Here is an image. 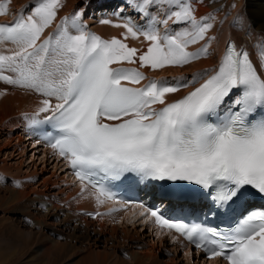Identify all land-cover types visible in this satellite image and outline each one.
<instances>
[{
	"label": "snow or ice",
	"instance_id": "obj_1",
	"mask_svg": "<svg viewBox=\"0 0 264 264\" xmlns=\"http://www.w3.org/2000/svg\"><path fill=\"white\" fill-rule=\"evenodd\" d=\"M128 3L147 20L146 26L131 18L116 26L151 42L138 56V49L119 39L104 40L87 31L84 10L62 18L41 40L56 18L60 0H34L30 14L0 24V42L15 45L10 54L0 52V80L44 97L30 123L53 129L43 138L67 160L82 191L86 185L96 189L98 204L114 197L103 181L185 182L194 186L192 191L207 202L213 216L229 224L227 230L171 220L158 209H148L155 223L184 235L209 258L264 264V207L248 205L251 197L264 198V78L248 51L229 42L210 75L204 70L187 83L174 77L127 86L122 81L138 84L144 74L113 64L138 59L141 67L153 70L187 65L208 55L207 44L195 52L187 49L205 39L214 19L212 14L198 19L192 0ZM165 6L166 18L158 20L152 9ZM5 11L0 3V14ZM169 21L179 30L173 31ZM159 24L165 26L163 33ZM212 39L208 37V42ZM260 59L264 67V52ZM201 76L207 78L198 87L166 101L167 94ZM14 183L20 186V181ZM242 204L248 207L234 219Z\"/></svg>",
	"mask_w": 264,
	"mask_h": 264
},
{
	"label": "bare ground",
	"instance_id": "obj_2",
	"mask_svg": "<svg viewBox=\"0 0 264 264\" xmlns=\"http://www.w3.org/2000/svg\"><path fill=\"white\" fill-rule=\"evenodd\" d=\"M13 1L14 0H7L8 5H5L6 11L4 14H0V20L4 18H12L16 11L19 8H22L19 6V4L13 11L11 9V7L15 5V2L13 3ZM78 1L80 0H60V6L57 8V15L54 19L56 22H52V24L44 30L43 34L41 35L42 39L44 38L43 36H46L55 26H57L56 24L60 23L61 17L64 18L68 15L67 12L70 11ZM117 1L119 0H115V2ZM89 2V0L86 1V3ZM192 3L195 7V15L198 19L208 14H212L214 19L210 21L213 24V27L207 32L205 39L199 40L195 44H190L187 50L195 52L207 44L208 55L201 56L199 59H195V62L192 64L189 63L183 66L169 65L162 69L155 70L151 69L150 67H141L138 59L135 63H128L126 61L119 63L122 64L123 68H134L144 74L145 79L141 80L138 84L144 86L151 79L159 80L160 78H168L171 80L174 77H183L184 82L187 83L193 80L194 74L202 73L204 70H209L208 74L210 75L211 70L216 68L220 58L224 54L227 42L230 38L235 39L241 49L250 50L257 67L264 76V67H262L260 59L261 53L264 52V0H192ZM102 4L103 6L92 8L94 11L93 18H90V20L91 23L95 25L90 27L91 29L87 31L100 36L104 40H111L112 38L119 39L129 47L138 49L137 47H134L129 42V40H126L131 39L135 44H137L138 47H140L138 49L137 56L145 52L151 43L150 41L146 40L143 35L133 38L130 34L126 33L125 28L116 26L117 24H123L126 20H128V14L132 12L136 13L133 7L130 5L127 6L126 0H120L117 4L112 0H104ZM168 10L169 9H166L165 11V9H163L160 13L155 10L153 14L157 16L158 20H163L166 18L165 14ZM175 10L176 9H174V11ZM26 14L28 15L30 13ZM162 16H165V18H162ZM133 19H136L135 22L144 23V26L147 24V20L142 19V17L139 19L138 16H133ZM103 20H109L112 21V23H101ZM168 26L172 28V21H169ZM158 27L160 28L161 33H163L165 26L163 24H159ZM208 37H214V39H212L209 43ZM14 48L15 45H13L11 42H0V52L2 53L10 54V51ZM113 65L115 66L117 64ZM10 74L12 75V73ZM206 78L207 76H201L198 82L188 83V87L181 88L177 93L167 94L166 101L169 102L170 100L183 97L189 91L193 90L195 87H198L199 83H202ZM13 86L14 85H9L6 82L0 81V154H5V156L7 155V157H10V160H14L15 156L19 155L20 157L24 158L26 151H29L28 145L32 144L30 151L32 152L31 157L34 160L31 161L30 165H27L25 170L26 173L21 172L22 166L25 163L24 159L21 161L16 160L14 165L7 162L6 160L0 161V167H2V169H7V171H10V173L13 172L14 169L17 170L14 175H16L17 179L20 181V186L15 190L4 188L0 185V210H12L18 211L21 215H25L26 213L31 215L30 201H34L37 203H35V210L37 212L32 216L34 217V223L37 224L36 226H46L52 223L49 222L47 218H49L51 214L56 213L55 210H59L60 207L55 205L52 201L46 200L45 198L41 197V199H39L38 197L40 193L38 192V189L40 188H37V186H40V184L35 185V182L31 183L35 177L34 175H36L35 172L37 171V167L39 165L36 160L40 159L41 164H43L42 171L45 169V167H48L49 164H52L53 175L54 172L59 173L58 176L55 175L56 177H54V179L49 180L48 177L43 178L41 184L43 185V189L49 190V182H51L56 187V193L58 195L61 194L62 199L67 204V209L62 221L64 220V222H67L72 220L74 222V227L77 230H82L89 237L94 238L97 242L104 243L106 242L105 240L107 236L114 238L117 233L122 231L127 232L128 227L133 225L141 227V230L148 231L146 237H149V240L153 241V243L150 244L151 250L153 249L152 246L154 247L159 243L161 246L165 247L167 252L171 253L173 258H167L168 264H181V262L184 260V264H221L217 259L211 261H200L198 256L194 253H191L190 249L186 247L185 243L180 240L178 235L166 232L163 233L162 231H156L154 233L152 227L146 223L147 218H145L140 211H136L135 209L129 212L99 215L96 219H89L88 217H85L76 211H70L74 205L75 210L81 208H105V202L103 204H98L96 201L97 194L87 186H85L84 190L82 191V184L69 176L67 168H65L64 165L60 163V159L58 158V160L54 158L51 154L52 150L44 149L41 158H39V154L42 151H40L38 140L33 138L28 131V126L33 114L36 113L38 108L41 106V101L44 99V97L34 91L26 90L19 86H14V88H12ZM5 91L10 93L3 95L2 92ZM56 102L57 101H55L53 98L52 103L55 104ZM159 106L160 105H154V107ZM16 111L19 113L18 116L15 115L16 117H11V115L16 113ZM26 113H30L31 116L29 117L28 115L23 119V115ZM41 115L45 114L41 113ZM14 128L22 129L21 133H18L17 135V143H13L15 138L11 131L14 130ZM33 167H36V169L31 171V168ZM21 176H30L32 179L26 182V178L25 180L21 179ZM49 177H52V175H49ZM76 196H78V198H76ZM168 234L171 236L170 238H168ZM102 238L103 240H101ZM59 244V242H54L49 239L44 240L42 245V254H46L48 257L51 250L55 247H58ZM151 250L149 247L144 250L140 249L139 251L133 250L131 251L130 256L136 264H148V260H151L153 257ZM180 251L182 255L183 252H185V258L180 256ZM77 253L78 251L74 250V253L67 258L66 262H69ZM11 257L13 256L6 253V251H3L0 253V263L9 261ZM113 259V263H108L109 260L107 253H97V255L94 256V254L91 252V255L83 257L79 264H129L127 261L121 260L119 258L117 259L116 257H113Z\"/></svg>",
	"mask_w": 264,
	"mask_h": 264
},
{
	"label": "rangeland",
	"instance_id": "obj_3",
	"mask_svg": "<svg viewBox=\"0 0 264 264\" xmlns=\"http://www.w3.org/2000/svg\"><path fill=\"white\" fill-rule=\"evenodd\" d=\"M18 1L17 0L13 1V3L15 2V5L11 7L13 11L17 7V5L20 4L19 6L25 9L27 11L26 13H31L32 8L34 7V0H18ZM86 1L87 0H80L76 2V4L71 8V10L67 12L68 13L67 16L72 15L75 11H79L84 6L83 9L86 11L87 16H88V11L90 12L89 18L87 16L86 17L87 19H89L91 23L90 18H93V12H94L92 8L103 6L102 2L104 0H89L90 1L89 3H86ZM126 2H127V6H129L128 0H126ZM0 3H3L4 5H8L7 0L6 2H0ZM163 9H165L166 11L168 7L165 6L159 9H152V12H155V10H157V12L160 13ZM174 9L175 8L173 7L171 10L174 11ZM162 18H165V16H162ZM53 22L55 23L56 21H53ZM94 25L92 24V27ZM172 29L174 31L179 30L174 25L172 26ZM126 40H129V42L134 47H137L138 49L140 48L131 39H126ZM194 62L195 60L191 61L190 64ZM12 88H14V86ZM2 93L3 95H6V93L8 94L10 92L5 91ZM18 114L19 113L16 111V113L12 114L11 117L15 115L18 116ZM21 128L19 129L14 128V130L11 131L12 135L15 138L13 143L18 142L17 135L18 133H21L22 131ZM30 148H31V144L28 145L29 151H30ZM29 151H26L25 153L26 155L24 158L20 157L19 155V156H15L14 160H10V157H7V155L5 156V154H0V161L6 160L7 162L12 163V165H14L16 160L21 161L22 159H24L25 163L22 166L21 172L26 173L25 170L27 168V165H30L31 161L34 160L31 157L32 152L31 151L29 152ZM41 156L42 154L40 153L39 158H41ZM36 162L39 163L37 167L38 175L36 171L35 172L36 175L33 174L35 177L33 178V181H31V183L35 182L34 183L35 185L40 184V186H37V188H40L38 189V192L41 195V196L39 195L38 198L41 199L42 197V198H45L46 200L52 201L55 205H58L60 207L59 209L60 211L55 210L56 213L51 214V216L47 218L48 221L52 222L51 224L53 225L49 224L46 226H42V225L36 226L37 224L34 223L35 222L34 217L32 216L33 214L37 212L35 210L36 202L34 201H30L31 202V206H30L31 215H29V213H26L25 215H21L19 214L18 211H12V210L6 211L4 209L3 210L1 209L0 210V253H2L3 251H6V253H8L9 255L13 257H11L9 261L2 262L0 264H79V262L82 261V258L91 255V252L92 254H94V256H96L97 253H107L108 260H109L108 263H113L114 262L113 257H116L117 259L119 258L121 260L127 261L129 264H136L134 263V260L130 256L131 251L133 250L139 251L140 249L144 250V249H147L148 247L151 250L150 244L153 243V241L149 240V237L148 238L146 237V234L148 233V231L141 230L140 229L141 227H138V226L131 225L128 227L127 232L126 231L119 232L115 235L114 238L107 236L109 238L106 237V240H105L106 242L99 243L94 238L89 237L82 230L81 231L77 230L74 227V222L72 220L67 221V222H64V220L62 221V219L64 218L63 216L67 209V204L62 199L61 194L58 195L56 193V187L51 182H49L50 183L49 190L43 189L42 188L43 185L41 184V181L43 180V178L48 177L49 180L54 179V177L58 176L59 173L54 172V175H53L52 164H49L48 167H45V169L42 171L43 164H41L40 159L36 160ZM35 169L36 167H33L31 168V171H34ZM16 172L17 170L14 169L13 172L10 173L9 170L7 171V169L5 170V169H2V167H0V185L3 186L4 188H9L11 190L17 189L18 187L14 183L15 181H19L16 175H14V173ZM49 175H52V177H49ZM21 177H22L21 179H24V180L26 178L25 180L26 182L32 179L30 176L29 177L21 176ZM76 198H78V196H76ZM70 211L72 212L77 211L75 210V205L73 206V208L70 209ZM46 239L60 243L58 247H55L51 250L50 255L48 257L46 256V254H42V248H43L42 245H43L44 240ZM101 240H103V238ZM152 248L153 249L151 251H152L153 257L151 258V260H148V264L149 263L150 264H166L168 262L167 258H170V257L173 258L171 253L167 252L165 250V247L161 246L159 243L156 244L154 247L152 246ZM74 250L78 251V253L74 255L73 258L69 262H66L67 258L74 253ZM179 254L180 256H183V258H185L184 257L185 252H183V255H182L180 251ZM184 262L185 260L182 261L181 264H184Z\"/></svg>",
	"mask_w": 264,
	"mask_h": 264
}]
</instances>
